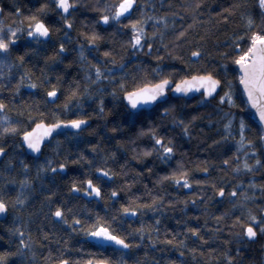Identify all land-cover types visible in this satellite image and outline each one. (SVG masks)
Here are the masks:
<instances>
[{"label":"trees","instance_id":"1","mask_svg":"<svg viewBox=\"0 0 264 264\" xmlns=\"http://www.w3.org/2000/svg\"><path fill=\"white\" fill-rule=\"evenodd\" d=\"M107 2L113 3L114 0ZM234 2H241L242 7L224 22L217 14L222 8H228ZM103 3L104 0H77L76 6L69 11V18L73 20L70 30L63 28L62 21L55 12H49L44 17L45 22L50 27L60 28V32H54L46 43L27 42V38L21 35L18 46L12 50V55L15 56L24 48H35L36 52L28 54L24 64L19 68L13 66L11 72L13 76L19 77L22 72L30 69L29 75L38 85L36 88H30L25 84L13 95L8 89L15 84V80L0 78V83L6 85L5 89H0V98L10 101V106L15 107L17 112L24 105L31 103L39 104L40 111L47 112L51 109L60 119L86 115L90 121V124L80 132L65 131L54 138L44 147L38 158L27 154L18 134L9 133L0 136V146L6 151L4 158L0 160V193L10 201L16 197V189L20 187V180L24 176L32 181L26 190L25 204L17 208L8 207L7 218L0 222V251L16 249L19 237L8 230L17 223L24 227L25 235L32 238L31 252L35 255L24 251L22 255L12 258V264H48L44 257L49 252H63L75 258L77 255H84L89 249L97 251L94 247V237L85 236L79 231L73 232L59 218L52 217L49 208L64 201V206L72 207L75 212L81 214V219L91 223L88 219L90 215L96 212L104 217L114 215L119 205L128 203L130 197H138L139 203H149L152 197L156 196L159 199L154 204V210L145 208L142 213L121 214L123 219L117 218L118 225L128 231L140 228L142 225L144 227L143 238L136 235V240L140 242L135 248L127 250L128 254L123 257L128 264H136L137 261H140V264H156V262L166 264L169 260H175L178 264H227L225 252L233 256L232 264H262L264 234L257 228L255 240L250 241L247 238L237 240L233 233L240 231V228L239 226L235 229L231 228L235 216L242 213L246 215V209H251L259 215L258 206L264 207V189L260 187L264 185V151H262L264 144L258 142L260 125L252 116L250 109L245 107L240 94H234L239 107L230 111L227 102L218 106L216 98L207 102L201 101L200 96L189 100L170 96L152 110H145L134 123L126 120V110L124 102L120 99V92L117 91L115 96L112 95L113 88L119 84L122 77L132 84L133 77L138 81L143 73L149 72L157 65L162 73L169 69L182 72L185 63L193 68L207 64L215 69L217 63H223L217 53L226 47L224 40L230 39V34H238L242 30L241 12L245 15L250 12L257 23L264 19L260 15L256 0H246V2L201 0V7L195 11L191 8L186 9L185 5H194L196 0H137L131 15L126 16L118 24L110 21L107 25L100 22L93 25L92 22L98 21L100 15L96 9L102 7ZM37 6V0H0V17L7 25L12 19L9 14L14 13L16 7H20L22 13L27 15ZM141 6H143V15L148 21L145 25L146 30L148 32L153 31L154 28L157 30L156 37L151 41L153 44L151 51L147 49L146 44L142 49L133 51L126 43L131 35L130 29L122 27L127 20L136 19L141 14ZM156 16H164L165 22L151 19ZM189 24L192 27L187 30L186 38L179 42L174 41L175 33ZM89 25L100 35V39L94 45H89L80 35L89 31ZM65 31L67 37L61 39ZM161 34H163L162 40ZM201 36L204 37L203 40L199 39ZM53 41L64 42L65 52L60 60L46 63L44 57L52 51ZM164 42H168L169 47L176 44L178 48L176 55L183 59L173 60L171 56H167ZM193 47L202 48L203 55L199 60L187 58ZM106 49L113 52L117 61L115 65L109 63V58L103 57L102 53ZM80 51L84 52L86 59H81ZM154 57L161 59L155 60ZM121 61H123L122 67ZM90 63L98 64L102 68L119 70L111 73L104 71L103 75L108 76L109 79H101L98 83L92 84L85 79ZM41 69L50 83L59 84L60 90L55 99L45 97L47 86L40 87ZM3 71L7 76L9 69L5 68ZM227 72L230 76L233 74L230 64ZM56 77H60L59 81ZM112 79H115V84L110 82ZM149 79L152 77L150 76ZM76 82H79L81 91L83 85L87 83L90 95L80 96L78 105L75 99L70 101L69 108L65 112L62 105L67 95L66 89L75 87ZM223 91L222 86L220 94ZM101 97L104 114L98 115L97 101ZM49 100L52 102L49 103ZM170 105H174L175 108L168 115H164L160 109ZM226 112L235 114L236 123L232 127V135L220 140V137L224 136L223 124L227 118ZM11 115L17 116V113ZM27 115L28 111L24 109L23 116L17 118L21 123H25ZM241 115L244 116L247 126L245 137L253 140L257 147L256 154H252L247 145L237 149L238 121ZM193 116L196 117L195 120H191ZM174 118L182 119L186 123L191 120L187 135L184 134L183 125L173 123ZM54 119L55 117L49 115L46 122H54ZM117 122L121 126L116 132H112L111 129ZM149 127L155 128L157 135L171 138L174 150L166 158L161 159L159 152L155 150L147 156L141 154L143 149L152 148L153 142L150 135L140 136L137 133L139 129ZM89 145H96V151H93ZM81 152L88 159L73 163ZM245 153L248 155L246 156ZM49 159L57 165L64 162L65 169L62 172L45 171L37 175V166ZM225 159L229 160L228 165L222 163ZM255 159H260L261 164L253 165L252 170L243 169L242 166L238 171L233 170L242 161L246 160L252 164ZM9 160L11 164L7 163ZM21 161L29 165L27 170L21 167ZM88 161H91V164ZM178 161L188 169V178L192 182L187 187L184 186L183 181L174 182L170 178L157 183L160 177L180 170L177 166ZM121 165L124 167L121 168ZM96 167H107L118 173L102 183L100 197H86L83 193L73 194L67 191L72 180L79 182L84 178L86 168L95 176ZM204 168L208 169L207 173L203 172ZM13 179L16 182L14 185L5 183ZM196 180L211 181L215 183L216 188L224 187L225 192L222 196H218L212 183L197 184ZM125 181L129 183L126 184ZM253 184L256 185L255 188L252 187ZM233 187L237 189L235 199L229 195ZM113 189L116 190L117 195L111 198L108 193ZM51 191H55L56 196L49 203L46 197ZM242 193L248 197L243 207L239 203L243 199ZM234 204L237 207L234 208ZM89 208L92 209V213L86 211ZM221 213L227 215L218 222L215 218ZM66 218L71 219V216ZM241 218H244L243 215ZM193 227L199 229L196 237L190 232H185V229ZM149 228L152 229L151 233L148 231ZM44 233L48 235L45 236ZM150 234L156 241L155 244L149 242ZM200 236L204 237L203 241L200 240ZM166 239L183 240L184 245L166 243ZM225 241L228 243L226 244ZM65 243H67L66 249L63 247ZM118 247L112 245L99 251L115 259L116 256L122 255L114 251ZM193 248L197 251H189ZM237 248L240 250L239 254L236 252ZM81 249L84 251L81 252ZM209 250H212L211 253ZM145 252L147 256L144 255ZM180 252L184 255L181 256Z\"/></svg>","mask_w":264,"mask_h":264},{"label":"snow or ice","instance_id":"2","mask_svg":"<svg viewBox=\"0 0 264 264\" xmlns=\"http://www.w3.org/2000/svg\"><path fill=\"white\" fill-rule=\"evenodd\" d=\"M137 0H118V2L108 3L104 0L103 6L98 7L96 10L100 13L98 16V21H93L92 24L97 22L107 25L110 21L119 23L126 16L131 15V10L136 5ZM246 2V0H244ZM38 6L29 11L27 15L23 14L20 7L15 8V12L11 13V21L5 25L3 23V18L0 17V78H5L8 80H15V84L12 85L9 91L13 95L20 91V88L27 84L30 88H36L37 82L31 79L29 75L30 69L25 70L20 74L19 77L12 75L11 69L13 66L19 68L24 64L25 58L30 53H35V48H24L23 51L18 52L15 56L12 55L13 48H16L19 44L21 35L27 38V42H35L36 44L46 43L48 39L52 36L54 32H60V28L50 27L46 22L44 17L47 16L49 12H55L59 19L62 21V26L66 30H70L73 26V20L69 18V11L73 9L77 0H37ZM258 9L262 18H264V0H256ZM201 7V0H196L194 5H185V8H191L193 11ZM242 7L241 2H234L228 8H222L220 13V19L227 22L230 15L234 14L238 9ZM16 17H20L16 19ZM241 17L243 19L242 30L238 34H230V39L224 40V45L226 46L223 51L217 53L220 60L223 63H217L216 68H212L207 64L202 65L198 68H193L190 64L185 63L183 65L182 72L177 69H169L167 72L162 73L159 70V65L150 69L149 72L143 73L141 78L137 81L133 77L134 83L129 84L125 78H121L120 82L112 90V95L115 96L117 91L120 92V99L124 102V109L126 120L129 123H134L135 120L147 109V106H155L156 103L161 102V98H166L165 94L168 89L175 93L187 94L190 92H195L201 94L200 100L212 98L215 93H217L220 88L224 87V91L216 97L218 106L223 105L227 102L229 111L233 108L239 107L234 99V94L239 93L245 107L254 110V114L258 117L260 125V133L258 137V142L264 144V19L260 23H257L251 13L249 12L245 15L241 12ZM153 20H159L162 23L165 22L164 16L152 17ZM147 18L143 15V6H141V14L136 19H129L127 23L122 25L123 28L130 29L131 35L126 41L133 51L137 49H142L146 44L149 51L152 50L153 44L152 40L157 35V30L154 28L153 31L148 32L145 28L147 23ZM167 25L165 24V27ZM89 31L82 32V35L89 45H94L97 40L100 39V35L96 32L95 28L91 25L88 26ZM192 27L191 24L186 25L181 28L173 36L174 41H182L186 38L187 30ZM67 37V31L63 33L61 39ZM163 39V34H161V40ZM199 39L203 40L204 37L201 36ZM191 43V42H189ZM54 47L52 51L44 57L45 62L58 61L61 55L65 52L64 42L53 41ZM165 48L167 49V56H171L173 60L183 59V57L177 56L176 52L178 50L177 45L173 44L171 47L168 46V42H164ZM81 59H86L84 52L79 53ZM103 57L109 58V63L115 65L117 63L114 58L113 52L111 50H105L102 53ZM203 55L201 47H193L188 53V60L199 58ZM155 60H160L161 57H154ZM232 66V75L230 76L227 72L228 65ZM123 61H121V67ZM9 69L6 76L3 69ZM117 68H106L101 67L98 64H91L88 68L85 79L90 83H98L101 79L108 80V76H104L103 72L107 71L111 73L112 71H117ZM42 76L40 78V87L47 86L45 92L46 98L55 99L59 92L58 83H50L46 75L43 74V69H41ZM152 79H149V77ZM60 77H56L59 81ZM223 79V85H222ZM174 80V82H173ZM115 84V79L110 81ZM79 82H76L75 87H69L66 89L67 95L65 97V102L62 105L63 110L66 112L69 108V102L75 99L76 104L80 103V96L90 95L88 90V84L83 85V91L80 90ZM6 85L0 83V89H5ZM49 103L52 101L49 100ZM199 103V101H198ZM11 102L6 101L4 98H0V136L4 134H18L20 137V143L25 145L32 153H39L42 148V142H45V138L57 135L58 129H75L79 131L84 126L89 119L86 115H76L71 119H60L56 112L51 109L47 112L40 111V105H32L31 103L24 105L23 108L17 112L15 107L10 106ZM175 108L174 105L161 108L160 111L164 115H168L170 111ZM24 109H27L28 115L25 123L17 118V116H23ZM35 109V110H33ZM242 111V110H241ZM96 112L98 115L104 114V103L103 98L97 101ZM11 113H17V116L11 115ZM51 115L55 117L54 122H46L48 116ZM226 120L223 124L224 136L220 137V140H224L232 135V127L236 123L235 114L225 113ZM196 117L193 116L191 120H195ZM191 120L187 123L182 119H173L174 124L183 125L184 134H188V127ZM30 125V126H29ZM121 125L119 122L111 129L112 132H116ZM246 124L244 116L241 115L238 121V131L239 139L236 141L237 149H242L245 145L248 146L252 154L257 153V147L253 140L247 139L245 137ZM138 135H150L153 142L152 148L143 149L141 154L144 156L150 155L153 150L159 152L161 159L166 158L173 152V146L171 138L163 137L156 134L155 128H141L138 130ZM119 143V141L117 142ZM216 143V141H213ZM89 147L96 151V145H89ZM264 151V148H262ZM5 148L0 146V153H4ZM114 155V154H112ZM247 156L248 153H245ZM88 158L84 153H80L76 161H85ZM11 164V160L7 162ZM91 164V161H88ZM224 165L229 164V160L225 159L222 162ZM261 160L255 159L252 164H249L246 160L242 161L239 166L235 167L233 170L238 171L239 167L242 166L243 169L252 170L253 165H260ZM179 171H172L168 173L167 176H162L157 180L172 179L174 182L183 181L185 187L189 185L192 181L188 178V169L184 168L180 162H177ZM21 167L25 170L28 169L29 165L21 161ZM124 165H121L123 168ZM65 169V163L60 162L58 165L53 162V160H46L44 163L37 166V175L48 171L56 173L57 171H63ZM208 169L204 168L203 172L207 173ZM95 176L89 173L86 168L84 173V178L77 182L75 179L72 180L70 187L67 189L68 192L73 194L83 193L86 197H100L101 185L105 180H110L118 173H115L107 167H96L94 169ZM6 184H15V180L5 181ZM125 183H129L125 181ZM197 184L212 183L208 180H196ZM32 184V181L24 176L20 180V187L16 189V197L14 199L6 200L4 195L0 193V213L6 212L8 207L17 208L18 206H23L27 199L26 190L28 186ZM212 187L215 189V194L222 196L225 192L224 187L216 188L215 183H212ZM253 188L256 187L255 184L252 185ZM264 189V185H260ZM237 189L233 187L229 195L235 199ZM109 197H116V190L113 189L108 193ZM243 199L239 202L240 206L243 207L245 201L248 197L241 194ZM56 196L55 191L49 192L46 199L51 203L52 199ZM159 198L156 196L152 197V201L149 203H139L138 197H130L128 203L120 204L115 210L114 215H109L107 217L102 216L99 212L93 213L89 216V220L81 219V214L75 212L72 207L64 206V201L56 204L54 207L49 208V214L52 217L59 218L64 224L68 225L73 232H82L85 236L94 237L95 244L94 247L97 251L87 250L84 255H77L73 258L71 255H66L63 252H49L45 254V260L48 264H128V261L123 257L128 254L127 250L135 248L140 242L136 240V235L141 238L144 236L143 225L140 228L132 229L128 231L120 227L117 223V218L123 219L121 214L135 215L138 212H143L145 208H152L154 210V204ZM107 208V204L105 205ZM237 207V205H233ZM88 213H92V209H86ZM259 215L253 212L251 209H246V215L242 213L233 218L231 222V228L235 229L239 226L240 231L233 233V236L237 239L254 238L257 235V228L260 233L264 234V207L258 206ZM71 216V219L66 218ZM227 213H221L220 216L215 219L219 222ZM247 221V222H246ZM254 225L256 227H254ZM10 233L16 234L19 239L17 242L16 249L14 251H8L7 249L0 251V264H12V258L22 255L24 251H28L30 254L35 255L31 252L32 249V238L26 236L24 232V227L17 223L13 228L8 230ZM151 233L152 229H148ZM185 232H190L193 237H196L199 233L198 228H188ZM47 236V233H44ZM201 241L204 240L203 236L199 237ZM150 243L155 244L156 241L152 238L151 234L148 236ZM166 243L174 245H184L183 240L166 239ZM39 243V241H36ZM227 244L228 241H225ZM112 245L119 246L114 251L116 253H121L122 255L112 258L110 256L104 255L99 249H107L112 247ZM67 248V243L63 245ZM264 247V246H262ZM179 251V249H177ZM81 252L84 250L81 249ZM191 252H196V249H189ZM210 253L212 250H209ZM239 248L236 249L237 254H239ZM147 256V253L144 254ZM183 256L184 253L180 252ZM203 255V253H201ZM227 264H232L233 256L229 255L227 252L224 253ZM262 264H264V252L261 253ZM211 259V255H209ZM136 264H140L137 261ZM158 264V262H156ZM166 264H178L175 260L166 261Z\"/></svg>","mask_w":264,"mask_h":264},{"label":"water","instance_id":"3","mask_svg":"<svg viewBox=\"0 0 264 264\" xmlns=\"http://www.w3.org/2000/svg\"><path fill=\"white\" fill-rule=\"evenodd\" d=\"M219 88H220V90H219L217 93H215V95H214L212 98H210V99H205V101L208 102V101H211V100L215 99V98L219 95V93L221 92L222 86H219ZM169 91H170V93H169ZM200 95H202V93H201V94H197V93H195V92H190V93H187V94H181V93H175V92L171 91V89H168V90L166 91V94H165V97H166V98H161V102H160V103L165 102L166 100H168V98H169L170 96H172V97H177V98H184V99H188V100H189V99H192V98L197 97V96H200ZM160 103H156L155 106H157V105L160 104ZM155 106H154V107H155ZM154 107L151 106V105H150V106H147L146 111L152 110ZM249 109H250V108H249ZM250 111H251L252 116L254 117V119L257 120V121L259 122L258 117H256L255 114H254V110L250 109ZM89 124H90V121L88 120L87 123H86V126H88ZM86 126H84V127H86ZM84 127H83V128H84ZM83 128H82V129H83ZM82 129H80L79 131H77V130H75V129H67V130H65V129H63V128L58 129V130H55V131H57L58 134H57V135H53V136H50V137L45 138V142H42V148H41V150H40L39 153H32L29 149H27V147H26L25 145H23V144H22V145H23V147L25 148V150H26V152H27L28 155H30V156H32V157H36V158H38V157L41 156L44 147H45L47 144H49L54 138H56L57 136H59L60 134H62L63 132H65V131L80 132ZM5 153H6V152H4V153H0V160H2V159L4 158ZM7 216H8V209L6 210V212H4V213H0V222L4 221V220L7 218ZM256 238H257V235H256L254 238H247V239L250 240V241H253V240H255Z\"/></svg>","mask_w":264,"mask_h":264},{"label":"flooded vegetation","instance_id":"4","mask_svg":"<svg viewBox=\"0 0 264 264\" xmlns=\"http://www.w3.org/2000/svg\"><path fill=\"white\" fill-rule=\"evenodd\" d=\"M9 23V22H8Z\"/></svg>","mask_w":264,"mask_h":264}]
</instances>
